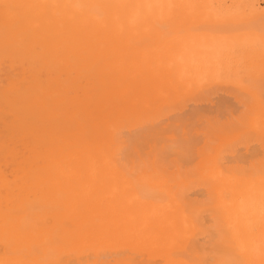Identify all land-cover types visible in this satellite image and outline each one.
Returning <instances> with one entry per match:
<instances>
[{"label":"bare ground","instance_id":"bare-ground-1","mask_svg":"<svg viewBox=\"0 0 264 264\" xmlns=\"http://www.w3.org/2000/svg\"><path fill=\"white\" fill-rule=\"evenodd\" d=\"M261 0H0V264H264Z\"/></svg>","mask_w":264,"mask_h":264},{"label":"rangeland","instance_id":"rangeland-1","mask_svg":"<svg viewBox=\"0 0 264 264\" xmlns=\"http://www.w3.org/2000/svg\"><path fill=\"white\" fill-rule=\"evenodd\" d=\"M261 6L264 7V0H261Z\"/></svg>","mask_w":264,"mask_h":264}]
</instances>
